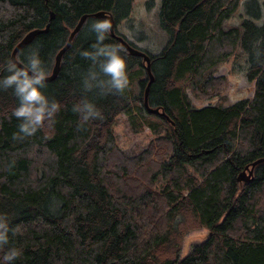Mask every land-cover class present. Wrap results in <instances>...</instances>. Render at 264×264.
I'll use <instances>...</instances> for the list:
<instances>
[{
	"label": "trees",
	"instance_id": "obj_1",
	"mask_svg": "<svg viewBox=\"0 0 264 264\" xmlns=\"http://www.w3.org/2000/svg\"><path fill=\"white\" fill-rule=\"evenodd\" d=\"M132 1L0 0V218L8 228L0 264H264V161L250 181L237 178L264 158V20L244 18L225 29L240 0H161L168 41L159 52L141 50L117 31L99 40L94 23L107 19L93 14H110L116 26ZM50 11L49 29L16 54L25 65L39 56L46 74L87 17L56 77L39 85L52 116L25 136L19 125L26 118L14 115L16 85L5 84L14 71L8 62L27 31L45 27ZM117 35L150 57L147 106L145 62ZM237 43L247 54L252 97L193 105L188 88L206 95L223 89L225 77L213 73ZM110 47L123 49L122 93L102 70L106 57L94 56ZM85 102L99 117L83 120ZM121 113L134 131L147 127L153 135L135 154L116 145L111 128ZM199 228L207 237L181 257L184 237ZM12 249L19 255L5 261Z\"/></svg>",
	"mask_w": 264,
	"mask_h": 264
},
{
	"label": "rangeland",
	"instance_id": "obj_2",
	"mask_svg": "<svg viewBox=\"0 0 264 264\" xmlns=\"http://www.w3.org/2000/svg\"><path fill=\"white\" fill-rule=\"evenodd\" d=\"M256 1L257 8L251 0H240L234 13L224 20L223 27L227 29L229 26L239 25L244 18H250L255 23L261 24L264 20V0ZM160 3L161 0H133L129 16L116 24V31L141 50L144 49L150 53L159 52L168 41V34L159 23ZM253 12H259L260 16H256ZM247 67V54L237 43L233 51L227 55L225 62L213 73L214 76H223L226 79L220 93L206 95L199 93L196 89L188 88L187 93L191 102L196 107H202L209 103L229 105L242 98H251L254 84L246 78ZM111 129L115 135L116 145L127 154L139 152L153 138L147 127L141 131H134L124 113L117 115ZM207 235L206 228L190 231L183 239L180 256L184 257L191 245L205 240Z\"/></svg>",
	"mask_w": 264,
	"mask_h": 264
},
{
	"label": "clouds",
	"instance_id": "obj_3",
	"mask_svg": "<svg viewBox=\"0 0 264 264\" xmlns=\"http://www.w3.org/2000/svg\"><path fill=\"white\" fill-rule=\"evenodd\" d=\"M94 26L98 30H102L99 36V40L105 38L104 34L109 31L111 24L109 21H98L94 23ZM122 48L110 47L99 48L98 52L94 56L103 55L106 60L102 63V70L104 73L110 75L112 85L118 90V93H122L128 86V78L126 74V61L120 52ZM86 57L89 53H83ZM8 65L10 70L14 69L10 75L5 78L6 85H16L15 94L20 98L21 103L15 109L14 115L16 117H25V121L19 125V131L25 136L33 135L39 127L43 125L46 118L52 116V112L48 111L47 98L41 91V85L46 78V72L41 67V60L39 56H32L30 62L23 68L17 67V64L9 61ZM31 71L32 75H29ZM85 114L83 120L87 121L89 118H97L100 113L96 109L95 105L90 102L84 103ZM59 108L57 103L52 104V111H56ZM74 111H77L74 108ZM0 247L8 242V228L3 218H0ZM19 255L18 251L12 249L4 257L5 261L13 260Z\"/></svg>",
	"mask_w": 264,
	"mask_h": 264
},
{
	"label": "water",
	"instance_id": "obj_4",
	"mask_svg": "<svg viewBox=\"0 0 264 264\" xmlns=\"http://www.w3.org/2000/svg\"><path fill=\"white\" fill-rule=\"evenodd\" d=\"M94 16H100V17H105L107 19V21L110 22L111 27H110V33L111 35L115 36L116 34L114 33V20L112 18V16L110 14L104 13L103 11H99V12H95L93 14ZM54 16V13L52 11H50V17L45 25V27L43 28H34L32 30H29V32L27 31V33L22 37V39L16 43V45L14 46L12 53H11V60L12 62L17 64V67L23 68L25 66V64H23L21 61H19L16 57V54L18 52V50L23 47L25 44L29 43L37 34L41 33V32H46L49 29V25H50V21L52 20ZM87 17V14L81 15L79 21L77 22V24L74 26V28L71 30V32L68 35V38L65 42V44L58 50L57 54H55V60H54V64L52 67V71L50 74L46 75V78L44 79V81H50L53 80L60 68V61H61V56L63 54V52L67 49V47L70 45V41L72 40L73 36L78 32L79 28H81L83 22L85 21ZM117 40H119L121 42V44H123L124 47L127 48V50L134 55H140L143 60H144V64H145V69L147 71L148 77H149V81L148 84L146 86L145 89V97H147V93H148V86L150 84V82L153 80V76L151 74L150 71V63H149V57L147 56V54L143 51H140L132 46H130L125 40H123L122 36H118L117 35ZM29 75H32L31 71L29 72ZM146 99V98H145ZM150 110H154L157 111L158 109H150ZM261 160H264L263 158L257 159L255 161H252L250 164L245 165L244 170L241 171L240 175L238 176L239 180H243V181H248L250 179L253 178V174L254 173V167L255 165L260 162ZM246 170H247V174H246Z\"/></svg>",
	"mask_w": 264,
	"mask_h": 264
},
{
	"label": "bare ground",
	"instance_id": "obj_5",
	"mask_svg": "<svg viewBox=\"0 0 264 264\" xmlns=\"http://www.w3.org/2000/svg\"><path fill=\"white\" fill-rule=\"evenodd\" d=\"M112 18H113V17H112ZM113 20H114V19H113ZM109 31H110V30H109ZM115 31H116V30H115V21H114V33H115ZM110 34H111V33H110ZM115 34H116V33H115ZM118 36H119V35H118ZM120 36H121V35H120ZM123 40H125V41L127 42L126 39L123 38ZM127 43H128V42H127ZM128 44H129V43H128ZM129 45H130V44H129ZM130 46H132V45H130ZM132 47H134V46H132ZM134 48H135V47H134ZM126 49H127V48H126ZM136 49H137V48H136ZM138 50H139V49H138ZM140 51H141V50H140ZM143 52H144V51H143ZM145 53H146V52H145ZM146 54H147V53H146ZM147 56L149 57L148 54H147ZM220 57H221V56H220ZM149 63H150V57H149ZM232 70H233V69H232ZM230 71H231V70H230ZM47 75H48V74H47ZM147 77H148V76H147ZM148 78H149V77H148ZM148 80H149V79H148ZM145 89H146V88H145ZM147 96H148V95H147ZM145 98H146V99H145ZM146 101H147V97L144 96V104L147 106L148 102H146ZM117 143H118V142H117ZM259 159H260V158H259ZM263 159H264V158H263ZM262 161H264V160H261V162H262ZM258 163H260V162H258ZM258 163H257V164H258ZM257 164H256V165H257ZM256 165H255V166H256ZM244 167H245V166H244ZM242 170H244V168L241 169V170L239 171V173H238V175H237V178H238V176L240 175V173H241ZM253 170H254V169H253ZM246 174H247V170H246ZM238 180H239V179H238ZM250 180H251V179H250ZM250 180H248V181H250ZM239 181H241V180H239ZM242 181H243V180H242ZM248 181H244V182H248ZM186 236H187V235H186Z\"/></svg>",
	"mask_w": 264,
	"mask_h": 264
}]
</instances>
